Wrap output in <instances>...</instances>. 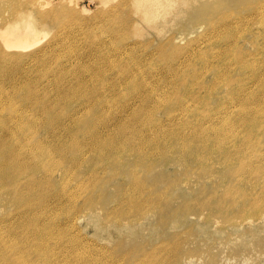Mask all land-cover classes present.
<instances>
[{
  "label": "rangeland",
  "instance_id": "1",
  "mask_svg": "<svg viewBox=\"0 0 264 264\" xmlns=\"http://www.w3.org/2000/svg\"><path fill=\"white\" fill-rule=\"evenodd\" d=\"M121 1L101 21L118 33L97 41L93 31L96 43L66 20L64 29L4 47L23 54L50 48L44 63L51 70L22 75L13 67L7 77L14 82H3V91L21 86V96L45 74L53 84L39 117L0 121L14 168L22 158L35 169L12 189L0 182V257L7 255L0 264H264V24L246 22L264 8L249 0H164L163 17L145 24L117 10ZM50 2L86 18L104 8L100 0ZM203 8L236 17L198 20ZM10 14L0 0V29ZM123 49L122 67L134 69L128 59L144 54L141 68L153 70L101 63L102 54L112 59ZM61 80L71 86L57 90ZM42 90L33 101L42 104ZM41 121L46 126L31 135L27 128ZM120 124L148 133L153 146L126 159L91 150L100 138L117 140ZM40 226L56 250L49 258L37 244L45 235H33Z\"/></svg>",
  "mask_w": 264,
  "mask_h": 264
},
{
  "label": "bare ground",
  "instance_id": "2",
  "mask_svg": "<svg viewBox=\"0 0 264 264\" xmlns=\"http://www.w3.org/2000/svg\"><path fill=\"white\" fill-rule=\"evenodd\" d=\"M51 1V0H50ZM49 0H2V5L7 6L11 10V14L9 19L3 22V25L0 29V66L6 67L7 65L11 66V68H6L5 70H0V97L6 98L5 103L0 104V121L2 122H9L11 123L13 120H17L20 122H30L32 121L27 117L28 112L33 113L36 117H39V114L42 110H46V102L50 104V85L53 84L50 75L45 74L42 75L44 80L36 79L35 81L31 82V90L29 92H24L21 96H18L17 91L22 87L11 86L9 88H13L11 91H7L6 89H2L1 84L4 83H11L14 82L12 79L7 77L8 70H21V74L25 72V70H51L49 66L44 63V59H48V55H45L46 52L49 51L50 48L47 49H40L35 50L30 53H20L15 51H7L12 50V47H17L20 39L22 38H35L38 34L45 33L48 28L58 27V29H64L65 21L70 20L76 23L82 32L83 35H87V39L91 42H95L93 36V31L96 32V35L99 37L97 41L102 40V36L105 35L106 32H116V30H110L102 25V19L108 18L111 14H108L112 8L110 6L114 0H100L102 3V7H104L99 13H97L94 17H82L79 12L67 8L64 3H57L53 4ZM62 2V1H61ZM232 2V1H230ZM249 2V3H248ZM247 5L250 7L258 5V7L264 8V0H255L254 2L249 0ZM233 3V2H232ZM245 3V4H246ZM251 7V8H252ZM117 10H125L127 13H132L135 17L132 21L141 20L145 24H151L156 20V16L163 17V12L167 9V5L165 4L164 0H122L118 6L115 7ZM114 8V9H115ZM247 9L246 7H243ZM257 9V8H256ZM253 10L252 17L246 20V22L252 21L254 19H258L264 24V15L257 10ZM215 15L216 17L221 18L223 21H229L231 23L230 18L236 17L231 16L226 13H221L214 9L211 11H205L204 8L201 9V12L197 15L198 20H208L210 17ZM239 18V17H238ZM109 23L113 22V18L108 19ZM2 21V20H1ZM241 22L234 19V23ZM100 24V25H98ZM46 34V33H45ZM96 43V42H95ZM4 47H8L5 49ZM133 48L137 49L135 46ZM114 48L113 50H116ZM103 50V49H102ZM126 49H123L121 53L118 51L112 54V59L109 58L106 54H102V64L110 63L111 66L116 67V70H137V66L139 63V70H153L151 67L145 66L141 68V64H146L148 61L146 60V56L142 54L140 57V61L136 62L134 59L129 58L128 61H131L132 65L135 67L134 69H126L122 67L125 63L122 59ZM43 53L40 54V53ZM72 52V51H70ZM104 52V51H102ZM66 53V52H65ZM127 61V62H128ZM146 62V63H145ZM31 63V64H28ZM141 63V64H140ZM99 64L94 67H89V69L85 68V70H96ZM41 67V69H39ZM60 70H69L63 67ZM70 71V70H69ZM62 71H60L61 73ZM24 75V74H22ZM78 75L75 77L77 79ZM25 81V80H24ZM23 81V82H24ZM80 81H76L78 83ZM56 87L57 90L59 89H68L71 86L70 82L67 81H59L57 84L53 85ZM8 88V89H9ZM42 90V104L33 101V98H38V92ZM7 92H6V91ZM16 95L18 96L19 100H16ZM86 95H81L79 99L86 98ZM68 101V97H64ZM75 100V99H73ZM76 112V111H73ZM62 112H58V115L62 116ZM33 115V116H34ZM80 115V114H79ZM49 118V113H48ZM45 121H41V125H36L34 127L27 128L28 132L31 135H34L38 132L39 126H46L44 125ZM87 123L85 124V128ZM135 125L134 127H137ZM49 128V126H47ZM116 133L118 134L117 140H114L116 137H111L110 139L107 138H100L95 143L93 142L91 146L92 151L101 150L106 151L111 154H116L121 159H126L125 155H130L133 153L141 154L140 149L144 147L146 143H150L153 146V142L148 140L146 136H150L148 133H143L141 130H130L124 124L117 125ZM130 133V134H129ZM156 139V138H153ZM157 144V141H156ZM109 145L116 148L117 151H113L110 149H105ZM10 146L8 141H0V182L10 187V189L14 188V184L18 181L21 175H25L29 178L32 175L31 173L34 172L35 169L26 167L27 164L22 163V158H20V167L14 168L16 163L10 162L13 159V154L9 152L6 148ZM86 149L89 150V146L87 144L84 145ZM4 150V151H3ZM50 148H46L43 151H48ZM3 151V153H2ZM2 156V157H1ZM225 158V156H222ZM145 159V158H144ZM114 162V160H108L107 163ZM116 164L120 163L115 161ZM139 164L138 162H136ZM125 164V160L123 162ZM25 173L30 174L27 175ZM136 182H134V185ZM15 193V192H14ZM17 193L21 196V192L17 189ZM50 228H52L51 221ZM47 227H37L33 235L35 238L40 234H44L45 236L39 238L37 240L39 252L41 255L49 258L54 256V252L56 251L54 247H49L48 242L52 239L50 232L46 231ZM69 254L73 255V248H68ZM12 253L17 254L18 249L10 250ZM81 254V253H80ZM82 255V254H81ZM0 260L7 261L6 253L2 252V256ZM81 259H77L75 261H80ZM83 261V260H81ZM80 261V262H81ZM85 263H89L85 261Z\"/></svg>",
  "mask_w": 264,
  "mask_h": 264
}]
</instances>
